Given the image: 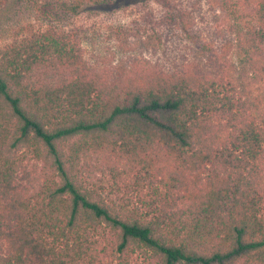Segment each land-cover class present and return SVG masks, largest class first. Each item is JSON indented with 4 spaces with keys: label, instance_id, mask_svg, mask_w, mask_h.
Returning <instances> with one entry per match:
<instances>
[{
    "label": "trees",
    "instance_id": "obj_1",
    "mask_svg": "<svg viewBox=\"0 0 264 264\" xmlns=\"http://www.w3.org/2000/svg\"><path fill=\"white\" fill-rule=\"evenodd\" d=\"M28 1L43 14L77 13L85 2ZM230 16L234 38L212 49L207 69L113 86L80 67L79 44L59 31L1 49L0 264H106L90 238L103 223L117 252L151 251L157 264H264V0ZM41 69L61 75L34 81ZM23 148L60 180L47 176L34 191L20 182ZM90 152L158 179L159 202L118 210L84 188L76 164Z\"/></svg>",
    "mask_w": 264,
    "mask_h": 264
},
{
    "label": "rangeland",
    "instance_id": "obj_2",
    "mask_svg": "<svg viewBox=\"0 0 264 264\" xmlns=\"http://www.w3.org/2000/svg\"><path fill=\"white\" fill-rule=\"evenodd\" d=\"M256 1L112 0L94 3L85 0L77 13L59 10L43 14L32 1L0 0V51L24 37L59 31L79 44L80 67L98 73L108 85L136 81L150 71L193 70L197 73L209 66L212 49L219 51L224 43L233 40L232 7L238 6L247 15ZM174 10L183 11L185 15H170ZM228 55L231 61H237L235 47ZM60 75L58 70L41 69L35 71L33 80L50 82ZM18 153L21 161L18 179L30 183L32 191L38 189L47 176L60 180L52 163L37 157L32 149L23 148ZM112 165L104 152H90L77 159L75 172L84 188L96 191L118 210L146 211L152 198L157 201L161 198L154 192L156 187L159 192L165 190L158 179L145 180L144 170L141 173L133 170L129 174L132 165L126 161H122L118 171ZM164 165L168 170L170 165ZM90 238L94 240L98 257L106 264L159 262L151 251L135 247L117 252V234L105 223L92 229Z\"/></svg>",
    "mask_w": 264,
    "mask_h": 264
}]
</instances>
